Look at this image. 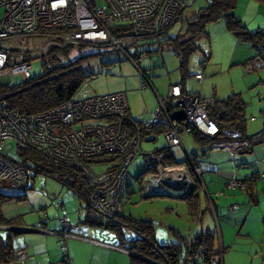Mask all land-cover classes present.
Wrapping results in <instances>:
<instances>
[{
  "label": "rangeland",
  "instance_id": "374dc122",
  "mask_svg": "<svg viewBox=\"0 0 264 264\" xmlns=\"http://www.w3.org/2000/svg\"><path fill=\"white\" fill-rule=\"evenodd\" d=\"M260 2L263 1L238 0L237 7L233 11L235 16L241 19L248 28L254 29L253 31H257L261 26L264 28V2L262 4ZM207 5L208 0H195V2L191 0L190 6L184 10L182 18L186 20L192 17L200 8ZM3 14L4 7H0V16H3ZM182 26L183 22L177 21L169 28L167 35H176ZM46 41L38 37L22 39L20 40V44L11 42L14 47H17L15 51L19 50L24 54L26 60H30L33 76L39 75L42 72L41 61L37 56ZM197 41L198 48L189 60V73L191 76L186 80L189 91H200L204 95L202 96L203 98H210L216 95L219 99H225L232 93L229 92L231 91V87L235 86V90L233 91L241 93L247 104V133H263L264 68L253 71L245 69L246 61L256 54L253 45L237 39L227 28L224 19L209 23L206 28V35L201 36ZM121 44L122 46H128L127 53L117 46L100 47L89 44L91 46H87L84 49L85 53L91 52L96 54L88 59L86 65L87 70L93 72L94 76L84 82L73 99H83L93 95L126 91L133 116L139 120H149L153 112L159 107V94L161 93L163 97L168 94L170 82H182L181 72L178 69L179 58L170 49L167 42L160 41L157 38L140 40L133 45H130L128 41H122ZM141 54L143 55L141 56ZM141 71L145 72L153 80L157 92L150 86L144 87L142 85ZM197 73H204L205 78L202 82L196 79L195 75ZM259 75L263 77L261 82H259ZM251 77H257L256 82L253 84H251ZM21 81H23L22 77L15 76L12 77L10 84H16ZM80 123L107 125L108 121L89 119ZM150 135L144 136L141 141L144 151L161 148L167 144L163 133L158 134L155 140H147L150 138ZM181 137L188 152L192 155L197 154L201 162H206L212 157L211 151H207L206 154L201 151L195 144L193 135L190 132L183 131ZM18 147L16 142L8 140L5 143L4 150L11 159L18 161L20 159ZM226 150L222 149L219 154L223 156L227 152ZM245 150L236 152L238 166H241V161L244 162V158L249 156V150L246 153H240ZM174 152L177 162L183 163L185 161V153L182 148L175 146ZM228 157L233 159L231 152ZM103 159L102 157L94 158V161L90 164L91 168L98 173L105 171L109 164ZM258 164H256V167ZM145 170L146 162L141 155L128 166L125 215H131L152 222L155 228L156 239L160 245L176 242L178 240V237L175 235L177 231L187 242H191L197 232L211 230L216 233L218 249L223 251V264H264V259L260 258L259 251L255 255L258 256L257 263H253L250 241L244 235V232H242L247 213H244L242 218L237 221L238 215L247 205L256 204L249 198L243 199L242 196L246 197V191L239 188L230 190L227 187L224 191H220L215 187L212 189L209 186L208 182L210 181L207 180L206 173L202 174L198 178L200 187L197 189V194L201 196L203 205L202 211L199 213V217H197V214L195 215L190 211L188 201L184 198L191 188H193L194 179L181 185H172L165 181H162L159 185H155L152 179L154 175L152 171L146 173L139 180V177ZM235 170L237 169L235 168ZM29 175L28 184L27 180L18 185H12L10 181L6 182V186L2 183L0 191L5 194L18 195L2 205V212L6 217L22 216L20 225L14 227V229L21 231L20 234L14 236L16 247L21 249L22 245H33V248L37 250V255H35L34 259L28 257L22 264H62L64 260L62 240L60 237L55 236L59 245V251L52 254L53 257H57V260H52L48 257L46 251L50 248L54 249L55 244L52 240L55 239L52 237L45 239L47 236L53 235L39 233L38 227L41 225L40 221L45 222L43 219L46 217L45 213H49V219L55 217L56 205L60 199H64L67 204L68 209H64L62 212H67L65 214L70 220H77L79 212L83 214V210L79 206L80 203L83 202V205L85 203L82 198L75 195L78 193L69 189L56 176L36 173L32 167L29 170ZM213 176L214 181L217 178L223 180L222 177H224L218 171L213 173ZM257 176L259 180L264 179V172L261 170ZM263 189L259 186L255 193L264 194ZM23 195H25L24 198L22 197ZM205 195L209 199H212L213 203L211 202V205L215 215L212 209L207 208L209 205L205 203ZM50 206L52 209H49ZM257 207L258 212L264 208L260 205L254 206V208ZM56 215L58 217L57 213ZM258 225L257 221L255 222L256 227L252 228L254 235L260 233L261 226ZM97 228L101 229L102 233H99L101 239L105 240L109 235L117 238L116 235L111 233L112 231L103 227ZM26 229L35 231L25 232L24 230ZM8 232V230L0 229V233L3 236H6ZM79 232L86 235L82 231ZM123 232L129 239H133L137 235L134 230L128 227L124 228ZM42 234L46 237H41L43 236ZM103 234H106V236L108 234V236L106 237ZM229 240L231 241L228 243ZM65 246L69 257L73 259L67 242ZM72 253L73 255L77 254L83 257L77 264H97L96 260L106 257L105 252L101 251L95 254L93 260L91 248L84 247L81 244H75L72 248ZM262 255L264 256V251ZM128 260L129 257L126 256V264ZM10 264L19 263L13 262ZM73 264L76 263L73 262ZM200 264L207 263L201 262Z\"/></svg>",
  "mask_w": 264,
  "mask_h": 264
},
{
  "label": "built area",
  "instance_id": "2783aa9c",
  "mask_svg": "<svg viewBox=\"0 0 264 264\" xmlns=\"http://www.w3.org/2000/svg\"><path fill=\"white\" fill-rule=\"evenodd\" d=\"M190 3L191 0H0V7H4V14L0 16V86L10 84L15 76L22 77L23 81L33 76L31 62L22 52L15 51L17 47L11 42L20 44L22 39L41 37L47 40L41 48L43 53L51 45L71 43L117 46L127 53L128 46H122V41L133 45L140 40L161 37ZM115 26L118 28L116 32L113 30ZM255 68H264V60L256 58L245 63L247 71ZM144 73L141 71L142 85L146 87L150 79ZM195 77L203 80L202 73ZM7 79L10 82L4 83ZM168 102H172V111H168ZM179 109H184L187 115L182 121L172 118V112ZM162 118L168 123L164 132L167 144L180 146L187 157L189 153L181 138L183 129H195L209 137L222 132L201 106L200 97L184 91L180 83L172 84L165 97L159 96V107L151 119L142 121L130 115L126 91L68 100L35 114L12 110L7 100L0 96V183L22 184L29 178L30 166L5 153V143L11 140L18 146L32 148L78 170L87 182L86 201L93 221L119 218L125 214L123 190L128 166L138 156H143L147 168L153 172L155 185L162 181L188 182L189 167L198 178L203 174L201 166L189 157L187 165L167 164L164 162L166 154L143 150L142 130L156 128ZM89 119L106 120L108 124L80 123ZM226 135L233 140L214 143L213 148H228L233 156L247 148V142L238 139L240 132L230 130ZM113 153L121 158L108 163L107 169L101 173L87 162V159ZM227 188L247 190L248 186L238 178H231ZM60 223L63 227L60 232L64 251L62 264H72L65 241L69 237L82 238L76 233L80 225L71 223L67 217H62ZM203 254L198 252L196 260H200ZM27 257L25 250H19L15 261L24 263ZM212 264H223V251L213 257Z\"/></svg>",
  "mask_w": 264,
  "mask_h": 264
},
{
  "label": "trees",
  "instance_id": "16d2710c",
  "mask_svg": "<svg viewBox=\"0 0 264 264\" xmlns=\"http://www.w3.org/2000/svg\"><path fill=\"white\" fill-rule=\"evenodd\" d=\"M193 2H195V0H193ZM237 4L238 0H208V5L206 7L200 8L192 17L186 20L182 18L184 11L182 12L177 21H182L183 26L176 35H167L166 32L161 37L157 38L160 41L167 42L170 49L178 56V69L182 77V82L180 84L183 85L184 91H186V80L191 76L189 73L190 57L198 48V38L206 35V28L209 23L224 19L227 28L237 39L249 42L255 48L256 55L247 62L253 61L256 58L264 60V31H250L247 25L233 13ZM113 30L116 32L118 28L115 26ZM87 46L91 45L87 43H71L66 46L51 45L47 52L43 53L40 51L37 58L41 61V74L32 76L16 84L1 85L0 96L7 100L12 110H18L22 114H35L58 106L68 100H72L84 82L94 76L93 72L87 70L86 65L88 59L96 54L91 52L85 53L84 49ZM142 55L143 54H141V56ZM255 70H257V68H255ZM144 74L147 75L146 73ZM202 74L204 79V73ZM147 77L150 79V84L148 86L156 91L153 80L148 75ZM195 94L199 96L198 93ZM200 104L204 110L207 111L209 116L219 125L222 131L215 137H209L201 134L195 129L188 130V132L193 135L195 144L203 153L211 150L214 143L232 141L233 138L226 135V132L230 130L240 132L241 137L238 139L247 142L246 149L249 151L255 144L261 143L264 140V132L257 134L247 133V104L241 93L232 92L225 99H219L215 96L210 98L200 97ZM172 107V102H168V111H172ZM167 125L168 123L162 118L161 123L156 128L142 130L141 137L143 138L149 134H164ZM183 131L187 130L183 129ZM151 152L166 154L164 162L167 164H189V159L194 163H198L196 158L197 154H188L189 159L186 156V160L183 163L177 162V160L173 159L174 156L168 144L165 147L157 148ZM18 153L20 156L19 162L28 164L36 173L56 176L57 179L62 181L69 189L78 193L76 195L82 198L86 203L87 216L85 222L93 226L105 227L113 231L118 237L119 246L131 253V264H200L201 262L212 264L213 257L221 252L218 247H216V233L211 230H201L197 232L191 242H187L177 231L175 235L178 237V240L176 242L168 245H160L156 239L154 225L150 221L125 214L116 219L93 221L89 215L86 201L88 198L87 182L78 170L67 164L46 157L29 147L19 146ZM99 157L104 158L103 160L108 163L117 162L121 158L117 153L105 154ZM94 158L96 157L87 159V162H93ZM149 171L151 170L147 168L146 164V170L139 177V180ZM193 176L197 183L184 198L188 201L190 211L195 215L197 214V217H199V213L202 210L199 200L200 195L197 194V189L200 185L198 184V177L194 172ZM29 179L27 180V184ZM248 180L254 181L255 177L242 180L246 182L248 186V189L243 191H247L248 194H250L251 201L256 203L257 195L254 193L251 182ZM6 182L7 181L1 182L0 187L2 183L6 186ZM11 184L18 185L16 183ZM126 188L127 184L123 190L125 204ZM15 196L17 197L18 195L5 194L0 191V227H15L20 225L22 216L6 217L2 212V205ZM22 197L24 198L25 195ZM59 202H61L59 206L63 208V202L61 200ZM209 209H212V206L209 205ZM62 217L67 216L64 215L59 217V222ZM126 227L136 232L137 235L135 238L129 239L126 237L123 232V229ZM62 229L63 227L61 225V228L57 231L59 237ZM20 232L19 230H11L6 236L0 233V264L16 262L18 251L15 250L13 241L14 236L20 234ZM73 233L75 234V231H73ZM76 233L78 236L82 237V235L79 234V230L76 231ZM198 252H204L200 260H196L195 258Z\"/></svg>",
  "mask_w": 264,
  "mask_h": 264
},
{
  "label": "crops",
  "instance_id": "0c3cea01",
  "mask_svg": "<svg viewBox=\"0 0 264 264\" xmlns=\"http://www.w3.org/2000/svg\"><path fill=\"white\" fill-rule=\"evenodd\" d=\"M263 2H260V3L262 4ZM249 29L252 30V31L254 30V29H251V28H249ZM257 30H264V28L261 26ZM204 78H205V75H204ZM251 78H252L251 79V84L255 83L257 77H251ZM262 78H263L262 75H259V79H260L259 82L262 81ZM172 84H177V83L170 82V86ZM154 87L156 89L155 84H154ZM185 87H186V91L188 93H198L200 97L204 96V95L201 94L200 91H195V90L189 91V89L187 87V84L185 85ZM230 90L231 91H229V92H236V91H233V90H235V86H232ZM156 92H157V89H156ZM159 95H162V94L160 93ZM215 97H216V95H215ZM130 114H131V116L134 119L139 120V119L135 118V116H133V113H132L131 109H130ZM139 121H142V120H139ZM255 134H257V133H255ZM157 136L158 135H156V134H151L150 138L147 139V140H155ZM182 142L184 144L183 139H182ZM165 146H167V144L163 145V147H165ZM184 146H185V144H184ZM174 147H171V151H172V154L174 156L173 159L177 160L175 152H174ZM185 148H186V146H185ZM222 149L223 150L227 149L226 150L227 152L225 154L222 153L223 156L221 154H219V152H221ZM222 149H215V148L212 147L211 150H209L212 153V157L210 155L211 158L208 161H206V162H201L199 160V158L197 157L198 155H196L197 162H198L197 164H199L201 166L202 170H204L203 174L206 173V178H207V180L210 181L208 183H209V186L212 189H213V187H215V188H218L220 191H224V189L226 188V183L228 182L229 179H231V178H240V179H243V180H247V179H249L251 177H255L254 181H249L248 180L249 182H251V185L253 187L254 193H255V191L257 190V188L259 186L264 188V179L259 180L260 175H259V177L257 176V174L261 170L264 172V140L261 143H257V144H255L252 147V149L248 153L249 156L244 158V162L241 161V166L237 165L238 159L236 158V155L233 156V159H230L228 156H230V152L231 151L228 148H222ZM151 151H153V150H149V151H146V152H151ZM239 151H241V150H239ZM246 152H247V149L245 151H243V152H240V153L243 154V153H246ZM204 154H206V153H204ZM185 160H186V156H185ZM257 163H259V164L256 167ZM185 164L187 165V163H185ZM235 168L237 170H235ZM190 169L191 168L189 167L190 180H192V179H194V176H193L192 169L191 170ZM217 171L221 172L224 175V177H222L223 180L220 179V178H217L216 181H214L213 173H215ZM193 182H194V186H195L196 185L195 180ZM204 189H205V187H204ZM263 192H264V189H263ZM245 193H246V197L242 196L243 199H245V200L248 199V198L250 199V194H248L247 191ZM71 195H73V194H71ZM206 195H205V199H206L205 203H207L208 205L212 206L211 205L212 199H209ZM256 195H257L256 204L247 205L244 208V210L237 217V221H239L242 218V216L244 215V213H247V216L245 217V223L243 224V227H242V230H243L242 232H244V235L250 241V244H251L250 245L251 246V250L250 251H251V256H252L253 263H257L258 256H255V255L258 254V251L260 253V258L264 259V256L262 255V252L264 251V208L260 212L257 211L258 207L254 208L255 205H260V206L264 207V194H256ZM60 200L63 202V204H64L63 206L64 207L62 208V207L59 206V204L56 203L57 205H56L55 217H53L52 219H49V217H50L49 213H45L46 217L43 218L45 220V222L44 221H40L41 225L38 227L39 228V230H38L39 233H45V234L53 235V236H47L46 237V236H44V234H42L43 236H41V237H46L45 239H47L49 237H52V238L55 239V240H52L53 243L55 244V247H53L54 249L50 248V249H47V251H46L48 257H50L52 260H57L56 259L57 257L56 256L53 257L52 254L59 251V248H58L59 245H58V242H57V238H55V236L59 237L57 235V231L61 228V224L59 222V217L64 216V215H66L65 213H67V212H62V210H64V209L67 210L68 209L67 204L65 203L64 199H60ZM199 200H200V205H201V210H202L203 200H201V196L199 197ZM84 203H85V201H84ZM52 204H54V203H52ZM79 208H82L83 214H81L79 212L78 219L77 220H73L72 219V220H70V222L73 223V224H79L80 225L79 231L84 232L86 235H84V234L79 232V234H81L82 237H84V238L69 237L65 241V244H66V242L69 244V248H70L69 252H70V254H72V257H73L72 262L77 264L83 258V257H81V256H79L77 254L73 255V253H72L73 246L75 244H81L84 247L91 248V253L93 255V260H94L95 254L97 252H101V251L105 252L106 257L96 260L97 264H100V263L101 264H126V262H125V257L126 256L129 257V260H128L127 264H131V256H129V255H131V253L119 246L118 237L117 238H113V236H111V235H109V237H107L108 234H107V236H106V234H103L104 236L107 237V239H105V240L101 239L100 236H99V233H102L101 229H98L97 226H93L92 224L85 222L86 221V216H87L86 203H85V205H83V202L80 203ZM207 208H209V207L207 206ZM49 209H52L51 206H50ZM215 211H217V210H215ZM253 212H254V214H253ZM56 213L58 214V217H57ZM213 213H214V211H213ZM83 215H84V217H83ZM214 215H215V213H214ZM257 221H258V224H259L258 226H261V228L259 230L260 233L258 235H254L253 232H252V228L256 227L255 226V222H257ZM103 228H105V227H103ZM107 230H109V229H107ZM111 233L116 235L113 231ZM230 241L231 240H229L228 243ZM13 242H14L15 249H17L16 251L25 250L28 253V257H30L31 259H34L35 255H37V250L33 248L34 247L33 245H30V246L22 245L21 249H19L15 245V238H14ZM29 247H32V248H29ZM216 247H217V245H216ZM28 257H27V259H28ZM260 258H259V260H260ZM19 264H22V263H19Z\"/></svg>",
  "mask_w": 264,
  "mask_h": 264
},
{
  "label": "water",
  "instance_id": "95a60500",
  "mask_svg": "<svg viewBox=\"0 0 264 264\" xmlns=\"http://www.w3.org/2000/svg\"><path fill=\"white\" fill-rule=\"evenodd\" d=\"M10 80L7 79L4 81V83H9ZM186 112L184 109H179V110H175L174 112H172V118L174 119H178V120H182V119H185L186 118ZM185 182H177V183H170L172 185H181V184H184ZM0 229H5V230H18V229H14V227H0ZM20 231V230H19ZM25 232L26 231H35V230H32V229H26L24 230Z\"/></svg>",
  "mask_w": 264,
  "mask_h": 264
},
{
  "label": "bare ground",
  "instance_id": "6f19581e",
  "mask_svg": "<svg viewBox=\"0 0 264 264\" xmlns=\"http://www.w3.org/2000/svg\"><path fill=\"white\" fill-rule=\"evenodd\" d=\"M126 185V184H125Z\"/></svg>",
  "mask_w": 264,
  "mask_h": 264
}]
</instances>
